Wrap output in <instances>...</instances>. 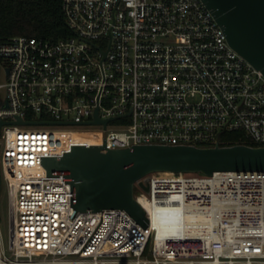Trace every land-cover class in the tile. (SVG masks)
<instances>
[{
	"label": "built area",
	"instance_id": "1",
	"mask_svg": "<svg viewBox=\"0 0 264 264\" xmlns=\"http://www.w3.org/2000/svg\"><path fill=\"white\" fill-rule=\"evenodd\" d=\"M62 9L66 37L0 40L12 218L8 250L0 228V264H264V171L150 174L141 180L150 193L138 181L136 200L166 205L143 207L146 229L121 208L71 218L72 184L48 176L42 156L93 146L78 139L86 133L110 149L225 147L234 131L264 146V74L203 0H62ZM97 109L106 126L92 123Z\"/></svg>",
	"mask_w": 264,
	"mask_h": 264
},
{
	"label": "water",
	"instance_id": "2",
	"mask_svg": "<svg viewBox=\"0 0 264 264\" xmlns=\"http://www.w3.org/2000/svg\"><path fill=\"white\" fill-rule=\"evenodd\" d=\"M221 25L230 45L264 74V0H203ZM20 124L23 122L20 120ZM93 124H108L98 116ZM4 124L0 122L1 128ZM48 176L64 174L71 183V206L77 211L121 208L145 229L149 219L135 198V184L150 193L146 179L158 172L200 173L264 171V146L239 144L225 147L139 145L110 149L105 145L75 146L64 156H42ZM2 175L0 169V193ZM12 228V218H11Z\"/></svg>",
	"mask_w": 264,
	"mask_h": 264
},
{
	"label": "trees",
	"instance_id": "3",
	"mask_svg": "<svg viewBox=\"0 0 264 264\" xmlns=\"http://www.w3.org/2000/svg\"><path fill=\"white\" fill-rule=\"evenodd\" d=\"M70 34L62 0H0V40L16 36L60 39ZM224 146H256L242 131L224 133Z\"/></svg>",
	"mask_w": 264,
	"mask_h": 264
},
{
	"label": "rangeland",
	"instance_id": "4",
	"mask_svg": "<svg viewBox=\"0 0 264 264\" xmlns=\"http://www.w3.org/2000/svg\"><path fill=\"white\" fill-rule=\"evenodd\" d=\"M5 64L0 61V84L5 83ZM96 136L95 133H86V134H78L79 140H84L92 145L93 137ZM135 140V139H134ZM131 141V144H133L135 141ZM143 142V141H139ZM3 151V144H1L0 147V159ZM141 193V190L136 187L135 188V194L138 195ZM0 228H1V235L2 240L4 243V246L8 250L10 246V239H11V211H10V200L8 196L7 191V183L5 180H2V190L0 193Z\"/></svg>",
	"mask_w": 264,
	"mask_h": 264
},
{
	"label": "bare ground",
	"instance_id": "5",
	"mask_svg": "<svg viewBox=\"0 0 264 264\" xmlns=\"http://www.w3.org/2000/svg\"><path fill=\"white\" fill-rule=\"evenodd\" d=\"M77 137H78V134H77ZM99 138H98V136L96 135V136H94L93 137V141H92V143L93 144H99ZM86 143H88V142H86ZM88 144H90V143H88ZM92 145V144H91ZM161 195V194H166V189H158V190H156V198H157V196L158 195ZM141 203H142V205H143V207H145L146 209H150V210H153L154 209V207L155 208H158V204L161 206V207H165V205H166V202H160V203H154V202H152L151 200H149L147 197H141ZM163 222V221H162Z\"/></svg>",
	"mask_w": 264,
	"mask_h": 264
}]
</instances>
